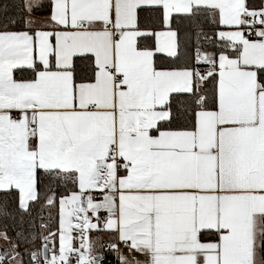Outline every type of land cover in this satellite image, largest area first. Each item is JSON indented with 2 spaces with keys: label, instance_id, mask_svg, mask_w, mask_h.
<instances>
[{
  "label": "snow or ice",
  "instance_id": "obj_1",
  "mask_svg": "<svg viewBox=\"0 0 264 264\" xmlns=\"http://www.w3.org/2000/svg\"><path fill=\"white\" fill-rule=\"evenodd\" d=\"M0 264H264V0H0Z\"/></svg>",
  "mask_w": 264,
  "mask_h": 264
}]
</instances>
